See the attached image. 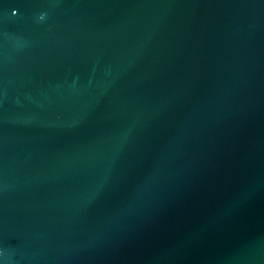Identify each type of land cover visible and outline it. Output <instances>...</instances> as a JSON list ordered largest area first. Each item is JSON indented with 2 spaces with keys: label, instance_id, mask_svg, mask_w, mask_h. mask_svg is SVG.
<instances>
[{
  "label": "water",
  "instance_id": "obj_1",
  "mask_svg": "<svg viewBox=\"0 0 264 264\" xmlns=\"http://www.w3.org/2000/svg\"><path fill=\"white\" fill-rule=\"evenodd\" d=\"M0 264H264V0H0Z\"/></svg>",
  "mask_w": 264,
  "mask_h": 264
}]
</instances>
